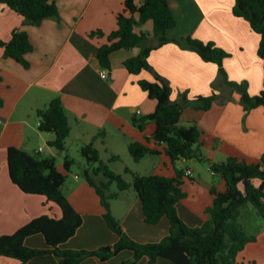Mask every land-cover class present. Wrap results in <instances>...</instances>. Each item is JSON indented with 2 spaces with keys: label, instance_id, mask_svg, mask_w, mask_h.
<instances>
[{
  "label": "crops",
  "instance_id": "1",
  "mask_svg": "<svg viewBox=\"0 0 264 264\" xmlns=\"http://www.w3.org/2000/svg\"><path fill=\"white\" fill-rule=\"evenodd\" d=\"M56 1L60 17H47L37 25L26 22L17 11L0 3V41L10 40L13 31L20 29L28 33L34 47L25 55L28 62L25 66L5 56L0 46V236L12 234L42 215L54 218L62 215L60 207L44 195L26 193L15 184L8 164L9 147L39 157L46 153L56 161L60 157L59 150L48 144L55 134L40 131L37 117V109L55 97L62 99L71 125L66 147L70 140H80L82 147L95 137L101 158L125 179H132L126 168L139 174L166 177L175 176L177 169L192 170L193 176L183 177L182 190L186 196L177 203V210L187 224L201 226L208 218L206 209L213 201L211 188L215 186L225 191V180L215 175L209 165L202 167L205 161L195 158L172 161L164 151L165 144L153 138L156 123L149 121L140 129L134 122L135 118L152 113L157 105L139 84L142 79L154 80L153 73L148 70L130 73L124 64L127 58L139 54L140 47L113 52L111 68H104L96 56L97 47L107 43V35L117 29V16L123 11L125 0ZM168 1L176 17V25L169 30V35L174 38L190 35L214 41L230 54L224 61L228 78L247 82L249 93L259 94L264 80L263 61L257 52L260 35L244 17L233 13L235 0ZM97 30L104 34L92 35ZM141 31L152 35L153 22L149 20L136 27V32ZM150 40V44L156 42L152 36ZM149 62L169 80L173 100H178L183 92H187L191 100L211 95L212 83L219 76L216 63L204 60L197 52L176 42L154 48ZM104 69L107 74L102 76ZM216 92L219 97L209 110H199L188 103L182 111L180 124H196L201 128L198 147L205 158L223 161L237 157L249 163L257 162L264 152V107L246 111L241 94L222 81H218ZM101 131L104 134L100 135ZM133 141L143 142L159 153L147 154L139 161L122 160L118 167L117 160L122 154L116 149L117 145H122V151H125L123 146L129 151L128 146ZM44 144L50 149L45 151ZM113 155H118L119 159L112 161ZM57 167L69 176L71 165L69 171L65 164H57ZM68 179L72 177L66 178L62 188L82 215V224L61 247L97 250L115 244L119 235L108 226L94 187L86 178L81 180L77 175L70 183ZM111 207L123 230L138 242H157L169 233L170 221L166 216L156 224L145 221L142 202L132 188L119 192L112 199ZM262 237L264 232L248 242L242 251L251 244L259 248ZM25 243L30 247H48L42 233L27 237ZM59 261L56 255L48 253L33 257L26 264H59ZM20 263L12 257H0V264ZM79 264H149V257L136 258L132 250L124 249L106 260L93 255ZM156 264L175 263L159 258Z\"/></svg>",
  "mask_w": 264,
  "mask_h": 264
},
{
  "label": "trees",
  "instance_id": "2",
  "mask_svg": "<svg viewBox=\"0 0 264 264\" xmlns=\"http://www.w3.org/2000/svg\"><path fill=\"white\" fill-rule=\"evenodd\" d=\"M0 3L7 4L33 25L40 24L47 17H60L56 0H0ZM233 13L244 17L260 35L257 52L264 67V0H235ZM149 20L153 22L152 35L136 32V27ZM117 22V29L107 35L108 42L97 47L96 56L100 64L104 68H111L113 52L140 47L139 54L127 58L124 64L130 73L148 70L154 75V80L142 79L139 84L150 98L156 100V108L150 114L135 118L134 122L140 129L149 121L155 122L157 127L153 138L157 143L165 144L164 151L172 161L192 158L206 161L211 171L225 180L227 188L225 191H219L215 186L211 188L213 201L206 209L207 220L201 226H190L177 210V203L186 196L182 190L183 177L187 175L184 169H177L175 176L166 177L139 174L126 168L132 174V179L127 180L101 158L94 137L81 147L82 156L87 162L84 175L99 195L104 207V218L108 226L119 235V240L97 250L63 249L61 244L82 224V215L72 206L62 188L67 174L58 169L53 156L39 157L23 149L9 147L8 164L12 181L26 193L44 195L48 201L60 207L62 215L60 218L42 215L16 232L0 236V257H12L20 260V264H26L33 257L52 253L60 259L59 264H79L89 256L96 255L106 260L129 249L136 258L148 256L149 264H156L159 258L169 259L175 264H235L237 255L246 244L256 239L254 235H248L238 221L241 208L251 203L264 218V152L253 163L237 157H229L223 161L205 158L200 155L198 147L203 131L196 124L181 125L180 118L188 103H192L196 109L209 110L219 97L216 92L218 81L241 94V102L246 111L264 107V80L260 93L251 95L247 82L228 78L224 61L230 54L214 41H204L190 35L171 37L169 30L176 25V17L168 0H125ZM93 34L104 33L97 30ZM151 36L156 40L153 44H150ZM168 42H176L197 52L204 60L218 65L219 76L212 83L214 91L211 95H200L191 100L187 92H183L178 100L171 98L172 86L169 80L155 71L149 62L150 52ZM0 46L3 47L5 56L28 66L25 55L34 47L26 31L15 29L11 39L1 40ZM37 117L40 131L55 134V138L48 144L58 150H65L71 125L62 99L55 97L44 107L37 109ZM99 134H104V131ZM128 148L135 161L147 154L159 153L139 141L131 142ZM117 159L118 155L111 157L112 161ZM72 163L73 160L66 156L64 164L68 171ZM114 183L117 191L111 189ZM130 188L140 198L144 219L148 224H156L164 216L169 219V233L160 241L142 243L132 239L114 215L112 199L120 191ZM37 233L46 237L48 247L26 245V238Z\"/></svg>",
  "mask_w": 264,
  "mask_h": 264
},
{
  "label": "rangeland",
  "instance_id": "3",
  "mask_svg": "<svg viewBox=\"0 0 264 264\" xmlns=\"http://www.w3.org/2000/svg\"><path fill=\"white\" fill-rule=\"evenodd\" d=\"M80 144V140H76L75 142L70 140L66 147L67 149L59 150L60 157H57V164L61 163L63 166L66 156H68L69 159L73 160V163L71 164V170L69 171L70 173L68 172V175L71 176L72 179H68V183L74 180V175L79 176L81 180L85 179L84 170L87 166V162L82 156ZM43 147L45 148V151L50 149V146L48 144H44ZM116 149L122 154L120 160H117L116 165L118 167L122 165V160L126 161L128 158L129 160L133 159L130 151H128L126 147L124 148L123 146V149H125V151H122V145H117ZM102 154L104 158H106L107 155L103 152ZM40 156L46 157L49 155L46 153H41ZM208 165L209 164L206 161L202 163V167H206ZM111 189L113 191L118 190L116 183L112 185ZM238 221L244 226L245 231L248 235H254L257 238V236L259 237L264 232V218L258 214L256 208L251 203H248L241 208V213L238 217ZM252 245L254 244H251V246L238 254L236 258V264H264V238H261V244L260 246H258L259 248L253 247ZM253 253L255 254L254 256ZM255 256L257 259L255 258ZM253 258H255L256 260ZM254 261H259V263H254Z\"/></svg>",
  "mask_w": 264,
  "mask_h": 264
},
{
  "label": "built area",
  "instance_id": "4",
  "mask_svg": "<svg viewBox=\"0 0 264 264\" xmlns=\"http://www.w3.org/2000/svg\"><path fill=\"white\" fill-rule=\"evenodd\" d=\"M106 74H107V71L104 69V70L101 72V75H102V76H105ZM186 174L189 175V176H193V172H192V170H187Z\"/></svg>",
  "mask_w": 264,
  "mask_h": 264
},
{
  "label": "water",
  "instance_id": "5",
  "mask_svg": "<svg viewBox=\"0 0 264 264\" xmlns=\"http://www.w3.org/2000/svg\"><path fill=\"white\" fill-rule=\"evenodd\" d=\"M135 259V258H134Z\"/></svg>",
  "mask_w": 264,
  "mask_h": 264
}]
</instances>
